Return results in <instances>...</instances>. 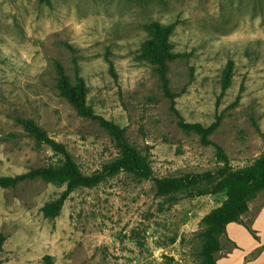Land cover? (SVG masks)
<instances>
[{
	"label": "rangeland",
	"instance_id": "obj_1",
	"mask_svg": "<svg viewBox=\"0 0 264 264\" xmlns=\"http://www.w3.org/2000/svg\"><path fill=\"white\" fill-rule=\"evenodd\" d=\"M152 21L174 25L172 50L184 54L167 74L182 120L207 126L222 113L209 140L233 169L264 153V0H0V176L59 160L26 135L23 119L64 144L84 174L117 156L111 136L58 94L54 62L71 81L83 78L97 115L149 152L155 178L219 168L214 145L178 126L156 73L139 57ZM228 61L233 76L219 97ZM63 189L41 181L0 188L2 264H47L46 257L52 264H198L200 220L224 200L218 194L170 205L152 180L121 172L74 190L57 217H43L41 207ZM263 203L264 192L252 213ZM224 235L237 249L218 264H242L252 248L247 264H264V209L247 224L226 225Z\"/></svg>",
	"mask_w": 264,
	"mask_h": 264
},
{
	"label": "trees",
	"instance_id": "obj_2",
	"mask_svg": "<svg viewBox=\"0 0 264 264\" xmlns=\"http://www.w3.org/2000/svg\"><path fill=\"white\" fill-rule=\"evenodd\" d=\"M47 1V0H45ZM173 24L163 25L156 21L147 25V38L142 42L139 57L148 63L157 75L163 95L169 100L170 110L178 117V126L185 132L198 135L204 146L214 145L209 136L220 124L222 113L217 114L211 124L186 123L174 108L175 95L170 91L168 74L169 63L181 59L184 54L174 52L170 43ZM56 89L75 110L77 115L97 122L112 138L117 148V156L100 170L89 175L84 174L64 144L55 141L37 123L30 119L19 120L23 131L37 147L47 146L59 160L47 166L31 168L27 172L14 176H0V188H14L23 182L41 181L58 187L63 186L59 196L41 207L42 216L55 218L59 215L64 202L78 188L92 189L119 173H126L138 182L152 180L155 195L166 199L170 205L179 199L224 194L221 204L204 215L200 220L197 236L200 241L198 264H216V254L221 250L220 238L225 233L226 225L242 223L241 216L248 211L249 202L264 192V153L251 165L233 169L222 148L214 145L216 157L221 164L214 172L185 174L178 177L155 178L149 159V152H142L132 146L124 136V130L110 120L97 115L87 104V88L82 77L75 75L71 81L59 62H54ZM113 75L112 63L108 62ZM233 76V62L228 61L221 74L219 97L230 86ZM239 97L228 106L237 104ZM5 242L0 234V252ZM47 264H52L48 257ZM0 264L2 260L0 258Z\"/></svg>",
	"mask_w": 264,
	"mask_h": 264
},
{
	"label": "crops",
	"instance_id": "obj_3",
	"mask_svg": "<svg viewBox=\"0 0 264 264\" xmlns=\"http://www.w3.org/2000/svg\"><path fill=\"white\" fill-rule=\"evenodd\" d=\"M258 197H259V195L255 199H253L252 201L249 202L248 211L241 216V221L243 223H246L247 224V222L252 221L264 209V203H263V204H260L258 206V209L255 212L252 213V206H251V204L252 203H255L257 201V198ZM221 237L223 238V241L225 243L229 244V248L227 249V248L223 247V245L221 243V238H220L221 250L216 254V257H217L216 258V264H218V262H217L218 258H222V257L227 258L229 255H232L233 254L234 250L237 249V248H235L234 242H233V240L230 237L225 236V235H222ZM253 251H254L253 248L252 249H249L248 253L244 255V260H242V264H247V262H248L247 260H249V257L248 256Z\"/></svg>",
	"mask_w": 264,
	"mask_h": 264
}]
</instances>
